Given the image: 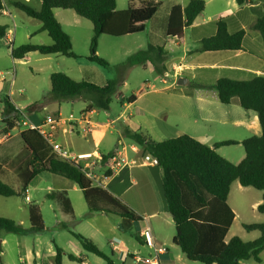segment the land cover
Returning <instances> with one entry per match:
<instances>
[{
    "label": "trees",
    "instance_id": "obj_1",
    "mask_svg": "<svg viewBox=\"0 0 264 264\" xmlns=\"http://www.w3.org/2000/svg\"><path fill=\"white\" fill-rule=\"evenodd\" d=\"M234 2L242 6L245 0H234ZM11 5L27 17L38 20L41 24L39 30L45 32L51 39L48 45L27 43L11 49L10 55L14 60L22 61L32 52H38L41 56L62 55L66 58H76L72 52L70 36L54 18V11L63 9L74 11L76 15L89 20L92 24L93 36L89 44V56L86 58L88 62L104 67L108 63L96 55L99 37L108 35L119 38L142 33L157 12L159 2L145 1L138 8L127 7L121 11L116 10L115 0H40L39 9L18 1L12 2ZM204 8V0H188L185 7L179 4L173 5L168 15L165 35L180 37L183 30L193 24ZM3 10L4 6L0 0V11ZM6 28V26L0 27V38H4ZM251 29L258 32L264 42V15L253 22ZM244 37V30L231 34L227 30L225 21L219 19L215 21V34L203 38L198 51H240ZM166 60V54L161 47L148 43L144 49L128 57L127 65L136 67L151 63L160 75ZM50 85L51 88L42 103L54 102L60 105L81 99L89 103L85 111L94 108L108 110L112 97L118 90L117 83L111 80L103 86H98L86 80H72L63 72L52 73ZM1 87L2 85H0V92ZM214 87L218 102L226 105L236 98L243 110L252 111L257 116L261 135L249 137L240 142L244 149V158L240 163L234 165L216 152L220 146L235 145L236 142L233 141H221L210 147L190 136L183 135L156 142L130 129L126 130L125 136L144 154L156 160L161 174L167 212L175 227L172 242L186 260L200 264H239L246 260L259 263L260 254L264 251V222L242 225L246 231L259 233L253 241L248 242L232 237L225 242L224 236L227 235L234 218L232 210L227 205V196L233 182L237 181L242 187H250L262 192L257 213L264 215V75L252 74L246 80L220 78L215 82ZM0 102L3 105L1 113L7 115V120L0 119V132L7 135L15 127L12 118L18 117L21 112L11 103L8 95L1 97ZM18 137L29 152L28 157L14 170L19 180L21 193L26 191L36 176L50 173L72 181L81 191L87 205V216L94 214L117 216L123 228L131 227L141 221L131 208L89 180L79 166L61 161L52 154L36 130L24 129ZM110 157L109 154L103 155L100 165L103 167ZM101 171L108 178L112 176L108 169L101 168ZM20 192L0 180V196L15 197ZM55 197L64 204L65 213L72 214L70 201L60 193L49 195L50 199ZM27 213L28 228H24L11 219L0 217V231L20 236L42 233L44 224L36 205L28 206ZM63 228L65 229L66 226ZM71 234L84 251L102 259L105 264H114L112 255H106L91 239L82 237L80 234ZM54 249V264H62L64 251L57 245H54ZM66 258L83 264L80 256L66 254Z\"/></svg>",
    "mask_w": 264,
    "mask_h": 264
},
{
    "label": "rangeland",
    "instance_id": "obj_2",
    "mask_svg": "<svg viewBox=\"0 0 264 264\" xmlns=\"http://www.w3.org/2000/svg\"><path fill=\"white\" fill-rule=\"evenodd\" d=\"M4 8L7 15L0 16V24H4L7 32V36H12L11 47L5 40L6 38H0V74H2L5 81L2 82L0 100L4 95H8L15 102V104L22 108L21 115L12 118L14 128L10 130L8 135H3L0 132V179H5L9 186L17 192H20L19 180L16 176H13L11 171L6 167L14 166L16 161L8 162L4 159H10L15 153L23 147L22 141L19 139L18 134L21 130L26 128L23 122L27 120L26 117L38 114L44 116L46 114H54L58 112L62 118L75 117L84 108V102L82 100H74L70 102L61 103L60 107L55 110L50 109V103H42L43 99L47 95L50 85V75L54 72H63L66 76L75 81L86 80L89 83H93L98 86H103L107 81L111 80L117 83L118 90L112 97V102L109 110L99 109L100 121L105 122L108 118L109 121L115 119L118 115L123 114L127 117L129 111L124 112V108L120 104V99L123 97H130L132 94H144L143 98L138 103V107L149 110L155 114V103H161L165 108H171V99L175 100L181 109L183 110V119L173 118L174 115H169V122L175 124L171 133L167 137H177L180 133H184L190 136H197L204 133L209 135L205 141L210 145L221 141H234L235 145H223L218 148V154L223 156L232 164H238L244 157V149L240 144V141L246 139L249 135L241 127H234L231 124L220 125L210 124L204 125L201 122L202 119L207 118L213 120L224 111L228 114V120H234L240 118L241 115L251 114L243 110L238 105L222 106L217 100L216 94L212 99L210 89H202L194 86L192 81L189 80L187 85H176L177 79L173 76L167 77L166 82L162 83L161 78L158 76L151 64L142 68L140 66L129 67L127 65V59L133 53L138 50L144 49L148 43L162 46L164 44L163 39L159 37L158 33L161 32V28L158 25L159 18H164L173 4H183L185 0H115L116 10L121 11L127 7H140L145 1L158 2L159 5L154 18L150 20L142 33L130 34L119 38H112V36L101 35L98 39L96 46V55L104 59L108 65L99 66L95 63L87 61L89 56V44L91 42L93 31L92 24L89 20L83 19L75 14L72 10H62L64 15L60 16L61 25L64 32L71 36L72 52L76 58H66L62 55H50L41 56L38 52H32L26 55V58L22 61L14 60L11 55V49H16L24 44H38L41 39L49 40L47 35L41 36L35 31L38 26L41 25L38 20L27 17L23 12L11 5L12 2H21L33 8L40 6V0H3ZM256 1V0H252ZM227 11L226 15H230L232 11L229 5H224ZM215 0H212L210 4H207L205 17L211 18L216 13ZM215 20L214 18H211ZM15 25V27L13 26ZM13 33V34H11ZM32 34L31 39H27V35ZM191 32H186L185 43H191ZM181 48V45L179 46ZM180 56V55H179ZM195 61L210 62L214 60V57L210 54H193ZM200 56V57H199ZM198 57V58H197ZM189 61V60H188ZM166 68H169L171 63H167ZM170 73V72H169ZM188 73V72H185ZM191 73V72H190ZM192 74V73H191ZM170 75V74H168ZM13 80V84L10 87V83ZM149 84V87H144ZM156 89L160 92L155 93ZM202 89V90H200ZM209 94L205 96L204 102H200L195 98L196 93L204 92ZM217 93V92H214ZM237 102V100H236ZM37 103V105H34ZM216 103H219V109L216 110ZM32 106V107H31ZM43 106L49 107L44 109ZM31 107V108H30ZM237 107V108H236ZM25 108V109H23ZM27 108H30L27 110ZM237 109V111H236ZM3 105L0 102V119L7 120V115H3L1 112ZM247 112V114H246ZM150 118L140 117L139 121L142 126L141 131H150ZM150 133V132H149ZM116 134L109 136L111 145L117 142ZM154 137V136H153ZM125 143H128V139H123ZM98 173L101 169L95 166ZM102 172V171H101ZM60 180L62 182H56ZM102 178V177H101ZM95 184V183H94ZM47 187H60L67 191L70 199L72 214L65 213L63 207L64 204L60 199L55 197L50 199V191ZM151 192V189L148 187ZM254 195L250 198L244 206L249 210L245 221L249 223H259L264 219V215L258 214L256 211L252 212L250 205L255 200V195H260L262 192L250 189ZM58 194L54 192L53 195ZM64 196L65 193L63 194ZM25 196H28L30 201H25ZM242 197L236 192L230 193L231 199L239 200ZM36 205L40 211V215L43 220L44 230L40 234H28L26 236H20L16 234L0 231V244L2 253L0 254V262L2 264H30L28 260L23 258V253L27 249H33L39 247L47 254V247L49 245L54 248L57 245L63 249L67 254H74L84 259V264H105V262L96 257L95 255L83 250L79 242L72 236L71 233L80 234L82 237L89 239L90 236L94 237L93 231L98 228L101 231L100 236L96 237L95 245L102 250L106 255H112L111 259L114 264H133L129 257L123 259V255L119 250H123L126 253L127 250H135L136 254L140 257H149V249L145 247L142 249L140 242L137 240L136 233L138 232L137 223L131 227L123 229L121 226V220L117 216H107L103 214H95L94 218H87V205L84 201L81 191L74 186L72 181L60 178L59 176L52 175L50 173H42L36 176L32 182L28 185L26 191L15 197H2L0 196V217L11 219L13 222L21 223L24 228L29 227L28 221V206ZM241 219H237L233 225L231 234L233 237L240 235L243 241H253L256 233L253 236H249L240 227ZM63 226H66L64 229ZM173 231L171 230V233ZM166 233V231H165ZM164 233V235H165ZM175 234V229H174ZM142 241V240H141ZM172 245V244H171ZM117 247V250L112 248ZM177 254H182L176 247ZM182 256V255H181ZM20 257L22 261H20ZM46 257V256H45ZM264 257V256H262ZM46 264H54L53 258L49 259L48 256L43 259ZM187 264H200L198 262L185 261ZM62 264H79L77 262L69 261L66 257L63 258ZM248 264H255L249 262ZM260 264H264V260Z\"/></svg>",
    "mask_w": 264,
    "mask_h": 264
},
{
    "label": "crops",
    "instance_id": "obj_3",
    "mask_svg": "<svg viewBox=\"0 0 264 264\" xmlns=\"http://www.w3.org/2000/svg\"><path fill=\"white\" fill-rule=\"evenodd\" d=\"M1 1L3 3V6H5L4 1L3 0ZM185 1H186L185 3L179 5L185 7L188 0ZM204 1H205L204 11L197 16V18L195 19V21H193V24L190 27L183 30L182 35L180 37L165 35L166 24L169 13L164 18L162 19L159 18L158 25L161 28V32L158 33V35L160 38L163 39L164 44H162V46L151 43L149 44L161 47L166 54L167 60L164 64V70L160 75H158L161 78L162 83L166 82V78L168 76L169 77L173 76L177 80L179 77H182V79H184L185 77L190 81H192V84L198 88H202V89L205 88L212 90L210 96L213 99L215 96L214 94H216L214 92H217L214 85L215 82L220 78H229L231 80H246L249 79L252 76V74L256 76L264 75V42H262L259 33L251 29V25L253 24V22H256L258 18L264 15V0H256V1L245 0V3L242 6L236 5L234 0H215V8H217V10L214 16L211 17L214 18L215 20L205 17L206 6L207 4H210L212 0H204ZM226 3L232 9V11H230V15L229 14L226 15L227 11L224 8V5H226ZM39 7L35 9H39ZM64 14L65 12L62 11L60 12L59 9H56L54 11V15H55L54 18L57 20V22L60 25H61L60 16ZM3 15H7L5 8L3 11H0V16ZM219 19H223L225 21L227 30L231 34L239 30L245 31V37L240 51H230V50H223L217 52L198 51L199 46L201 45L200 43L201 40L205 37L208 38L215 34V21ZM2 26L5 25L0 24V27ZM39 28L40 25L38 26L35 32L41 36H44L46 33L41 32ZM187 31L191 32L190 37L192 41L190 44L185 43V37ZM31 35L32 34L27 35V39H31L32 37ZM7 37H8L7 32L5 31L4 38ZM46 37H48V35ZM48 39L49 40L45 41L46 39L43 38L41 39V41L37 43L40 45H48L51 43L50 41L51 39L49 37ZM180 45L181 48H179ZM202 53L210 54L211 56L214 57V60L210 62L199 61V59L198 60L195 59V61H191V59H193L192 56L193 54L199 55ZM169 62L171 63L172 66L166 68L167 63ZM149 64L151 63H146L140 67L145 68ZM187 79L186 80L184 79L185 83L182 86L187 85L189 83V80ZM3 81H5V79L4 78L1 79L0 77V85H2ZM176 85H177V81H176ZM10 87H11V83H10ZM144 87H149V84H146ZM157 92L159 93L160 91L156 89L155 93ZM10 94L11 93H9L8 96L11 103L15 106L16 109H19L21 111L22 108L18 107L15 104V102L10 97ZM144 94H146V92H143L139 95L132 94L128 98L127 97L121 98L120 104L124 108V112L129 111L127 117H125L123 113L118 115L115 119L111 121H109L108 118H106L105 122L100 121L98 115L99 109L94 108L89 111H85V108H87L89 103H86L85 101L82 100L84 102V108L78 113V115L80 113H83L86 119L89 120L91 124L95 126L94 131L90 134L78 132L75 135L68 133H64V134L61 133L58 136V138L59 140H61V142L64 145H66L74 153H84V152L94 153L99 156L109 154L111 156L113 155L117 156L119 159L123 160L120 166L116 169V171L112 173V176L109 178L107 176L102 177L101 170L99 171V173L97 172L100 178L102 177L101 187L107 190V192L111 194L113 197L119 199L123 204L131 208V211L141 218V221L137 223L138 232L136 233V237L139 240L140 242L139 244L142 246V249H145V246L143 245V242L139 237V233L141 232L142 229L146 227L150 229L151 236L154 240L155 245L163 246L166 248L167 250L166 253L158 257V264H187V262H185L188 261L185 259L186 257L183 254H181L182 256L180 254H177V252L175 251V248L177 246L174 245L172 242L175 227L171 216L167 212V206L162 190L163 185H162L159 168L157 167L155 162L146 160V157H151V156L148 154H144L137 145L133 144L132 141L129 140L128 143H125L123 141V139H127L125 136V132L127 129H130L133 132L142 133L156 142L174 138V137H167V135L171 133V131L173 130V127L176 126L175 124L169 122V115L174 114L172 116L173 118L183 119L184 112L181 109L180 106L181 104L179 103V105H176L178 103L172 99L170 100L171 105H173L171 108H165L163 104L156 102L155 114L151 113L149 110L143 109L141 107L139 108L138 103L143 98ZM208 95L209 94L205 93L204 91L202 93H196L195 98H197V100H199L200 102H204L205 96ZM236 100H237L236 98H233L230 104H226V105L222 104V106H228V108L231 105L239 106V103L238 101L236 102ZM219 103H216L217 104L215 106L216 110L219 109ZM43 107L44 109L46 108L49 109V107L47 106H43ZM57 107L59 108L60 105H58L57 103H50V109L55 110V108ZM141 116L150 118L149 119L151 124L150 131H146V132L141 131L142 126L139 121V118ZM256 117H257L256 114L252 112L251 114H247L246 116L241 115L240 118H235L234 120L229 121L228 114L226 113V111H224L222 115H220L219 117L213 120L207 118V120L202 119L201 122L204 123V125L231 124L234 127H241L246 132H248V134H251L247 138L260 137L261 129ZM26 118L27 120L32 122H37V121L39 122L43 118V116H39L38 114H33L32 116H28ZM108 122H111V124L109 126H106L105 124ZM114 134L118 136L116 137L117 142L114 145H111L109 144L110 141L108 135L112 136ZM183 135H187V134L180 133L178 136H183ZM199 136L200 137L197 136L195 137L190 136V137L194 138L195 140L201 143H204V145L209 146V144L205 142L208 139L209 135H205L204 133H202ZM213 145H210V147ZM216 151L218 152V149H216ZM28 155L29 152L23 145V147L19 149V151L15 153L10 159L4 158L7 161L5 166H7L8 162L18 161L16 164H14V166H11V168L6 167V169L11 171L13 176H16L14 170L25 158L28 157ZM53 179L56 182L58 181L62 182L60 180H56V178ZM0 180L3 183L8 182L5 179H0ZM148 187L151 189V192L148 190ZM250 189H251L250 187H242L237 181L233 182L231 188L229 189V193L227 196V205L232 210V213L234 214V218L228 230L227 235L224 236L225 242H228L234 236L233 234H231V230L233 225L236 223L237 219L239 218L241 219L240 227L243 231H245L249 236H253L256 233L254 239H256L259 236L258 232H249L243 229L242 227L243 224H254L245 221V218L247 217V212L249 210H247L244 204H242L248 201V199L250 198L249 196L254 195V193H251L252 191H250ZM47 190L50 191V195H52L54 192H58L60 194L65 193L66 196L64 197L65 198L68 197L67 191L64 190L63 188L47 187ZM231 191L233 193L236 192V194H240L242 197H240L239 200L234 198L231 199L230 198ZM255 196L257 197H255L254 202H252V204L250 205L252 212L254 211L257 212V207L261 203L262 193L260 195L258 194ZM67 199L70 201L69 198ZM94 217L95 214L91 216H87V218L89 219ZM261 222H264V219H262L259 223ZM21 223L22 222H20L19 224ZM171 230L173 231L172 233ZM93 234L94 237L90 236L89 239H91L94 243H96L97 239L95 236L98 237L102 233L98 228H95ZM238 237H240V235ZM112 250H117V247L115 246L114 248H112ZM119 252L122 253L123 255L122 257L124 259L125 257L127 256L129 257V255L136 253L137 251L129 249L127 250L126 253H123V250H119ZM54 254H55V249L52 248L51 245L47 247V254L44 253V250H42L41 248L39 247L36 248L34 246L32 250L27 249L23 253V258L25 260H28L30 264H46L43 259L46 258L47 256L49 259H52ZM66 254L67 253L64 252L62 256V260L64 257H66ZM148 254L150 256V251ZM262 256H264V251H262L260 254L261 260L259 263H255L251 260L250 261L246 260L239 262V264H248L249 262L260 264L262 260H264V257ZM21 258L22 257H20V261H22ZM21 264L23 263L21 262ZM83 264H84V259H83Z\"/></svg>",
    "mask_w": 264,
    "mask_h": 264
},
{
    "label": "built area",
    "instance_id": "obj_4",
    "mask_svg": "<svg viewBox=\"0 0 264 264\" xmlns=\"http://www.w3.org/2000/svg\"><path fill=\"white\" fill-rule=\"evenodd\" d=\"M13 26L15 27L14 24ZM12 39V36L5 39L7 43L10 44V47ZM0 77L1 79H3L2 74ZM12 84L13 80L11 81V86ZM110 124L111 122H108L105 125L109 126ZM23 125L26 126V128L24 129L36 130L40 138L50 148L52 154L60 158L61 161L79 166L84 171L85 176L93 183H95L96 186L101 187L102 179L100 178L97 171H95V166L98 169H108L111 173H113L123 161L117 156L113 155L109 159H107V161H105L102 167L100 165L102 156L85 152L74 153L66 145H64L61 140H59L58 136L61 133L75 135L78 132L90 134L94 131L95 126L86 119L83 113H80L77 117H70L68 119L62 118L59 113L47 114L43 116V118L39 122L26 120L23 122ZM146 160H150L156 163V160L153 157H146ZM102 173L103 172H101V176L105 177V175ZM25 201H30L28 196H25ZM139 237L141 238L143 245L150 250V256L140 257V255L133 253L129 255V259L133 264H158V257L166 253V248L163 246L155 245L154 240L151 236V231L148 227L141 230V232L139 233Z\"/></svg>",
    "mask_w": 264,
    "mask_h": 264
},
{
    "label": "water",
    "instance_id": "obj_5",
    "mask_svg": "<svg viewBox=\"0 0 264 264\" xmlns=\"http://www.w3.org/2000/svg\"><path fill=\"white\" fill-rule=\"evenodd\" d=\"M185 83V80L182 79V77H179L177 80V85H183Z\"/></svg>",
    "mask_w": 264,
    "mask_h": 264
}]
</instances>
